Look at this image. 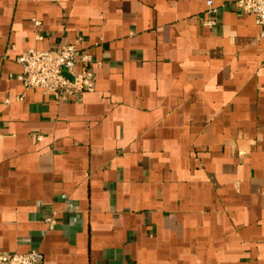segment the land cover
<instances>
[{"label":"crops","instance_id":"crops-1","mask_svg":"<svg viewBox=\"0 0 264 264\" xmlns=\"http://www.w3.org/2000/svg\"><path fill=\"white\" fill-rule=\"evenodd\" d=\"M206 1L0 0V255L264 264V27ZM79 38L93 91L15 78Z\"/></svg>","mask_w":264,"mask_h":264},{"label":"built area","instance_id":"built-area-1","mask_svg":"<svg viewBox=\"0 0 264 264\" xmlns=\"http://www.w3.org/2000/svg\"><path fill=\"white\" fill-rule=\"evenodd\" d=\"M241 14H252L258 25L264 27V0H235ZM208 14H215L212 1H206ZM38 24V23H36ZM208 26L214 21H207ZM261 36L264 37V31ZM41 38V37H38ZM81 39L44 50L28 49L17 56L21 72L16 75L25 88L39 89L57 102L79 97L94 90L93 57L81 51ZM49 226L53 222L49 220ZM0 264H43L42 254L36 250L26 253L0 255Z\"/></svg>","mask_w":264,"mask_h":264}]
</instances>
